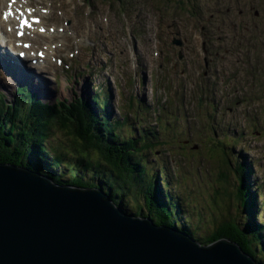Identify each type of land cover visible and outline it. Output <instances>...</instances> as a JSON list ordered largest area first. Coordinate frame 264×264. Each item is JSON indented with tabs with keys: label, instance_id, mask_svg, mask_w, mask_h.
Instances as JSON below:
<instances>
[{
	"label": "rangeland",
	"instance_id": "rangeland-1",
	"mask_svg": "<svg viewBox=\"0 0 264 264\" xmlns=\"http://www.w3.org/2000/svg\"><path fill=\"white\" fill-rule=\"evenodd\" d=\"M139 1L140 0H120V1L116 0L119 9L118 11H115L113 8L110 7V2L99 0L95 2L96 15L102 23L108 25L111 28L112 32L115 35L119 36L120 38L126 39V40H135L132 30L130 28L131 25L129 24V21L126 23L125 18L127 15H129L128 18L130 17V20L134 21V20H138L141 15L146 14V10L144 8L135 10V4L138 3ZM193 1L194 0H192V2ZM202 1H205L203 2L204 7L201 8L202 15L199 14L198 9L197 10L193 9L191 0H187V3L190 4V7L188 8V10L185 7L183 10V13L180 11L182 13L181 18H179L178 15H176L174 16V20H168L169 31L171 32V34L176 40H179V42L182 43L183 46H185L181 52L182 53V58H181L182 63L181 64L183 67L182 66L180 67L184 69L185 72L184 73L178 72L177 80L175 81L177 83L179 82L180 84H183L182 91L177 90V93L175 95V96H178V93L179 94L181 93V95L178 96L177 100L184 99V98H180V96H184L188 94L190 95V93L193 90L194 82H196V84L198 83V81H196V79L191 74L192 68H194V63L197 64L196 62V60H198L197 54L195 55L194 51L190 50L191 48H188L186 46V43L181 40L184 39L185 36H187L188 38L191 39L190 40L191 42L188 41L187 44L190 43V45H192L193 43L192 48L196 49L197 53L200 52L202 57L206 55V50H204L201 46L200 38L198 36L191 37L190 34H192V29L188 28L189 27L188 20L190 21V25L192 26V28L197 27L196 25L197 17L201 18L202 21H204V19L207 18L208 15L211 13L209 9V5H212L213 7L217 3L216 0H211V2H209L210 0H202ZM251 1L242 0L244 4H247V7L249 6L251 7V3H252V7H254V4H256V6L260 8L262 1L264 3V0H254V3ZM161 2L159 3V7L162 10L166 11V8L168 6L171 7L172 10L167 8V11H166L169 15L172 14L173 11L176 12L178 10L177 6L171 5V3L176 4L174 0H161ZM179 7H181L180 9H182V5L179 4ZM189 15H192L193 17ZM246 15L247 17H245ZM246 15L244 16L243 14V16L241 17L242 21L244 22L245 20V22H250V18L248 15H251V12H248ZM255 18L258 19L260 24L264 23V9H262L261 11V16H259V12H257V14L255 15ZM211 20L212 22H215V16H213ZM226 26H227V23H226ZM248 27H244V32H246L247 35L250 34L251 36H253L250 38V41L256 40L255 33L252 30H250ZM133 28H134V31L136 32V36L138 37V46L142 47L144 45L147 48V50L151 53L152 56L153 55L157 56V59L159 58V60L162 61V60H166L167 58L175 55V49L177 48L176 44H172L169 47H163L157 44L147 43L146 39L149 38V34L151 32V28H150L148 20H146L143 23H134ZM179 28H181V31H180L181 33L178 34L176 30ZM262 28L263 30L260 32L261 33L260 38H262V36L264 35V27ZM241 29L242 27H238V30H241ZM33 31L36 36H39L37 32H35V30ZM225 32L227 33V36H228V28H226ZM81 33L84 34V31L81 30L79 35H81ZM154 33L163 34L164 38L171 37L170 34H168L166 37V35L164 34L165 30L154 31ZM217 39L219 40V36L216 37V40ZM111 41L113 45L116 46V48L120 52V47L118 46V44L112 38H111ZM122 42H123V45L125 46L126 42L125 41H122ZM222 46L224 45L222 44ZM161 50H163L164 53H162ZM190 53H192V55ZM102 54L103 56H105L106 55L105 51H103ZM193 59L195 60L194 63L191 62ZM72 60H73L72 62L75 64L80 63L76 59H72ZM212 63H213V66L211 68V71L219 72L223 70V68L219 70L217 68L227 67L229 60L227 56H225L219 61H217L216 63H215V60L212 59ZM67 65L70 69L72 68L70 61H67ZM87 66H90L89 73L91 77L93 78V81L100 88V91H102V86L99 82L101 79L98 78L97 80V78H95L100 68V63L98 61H95L92 64H87ZM125 70H127V74L125 75H126V81L128 83V86H125V88L121 86V89L124 90L122 93L121 89H119L120 84L118 83L117 78H115V74L116 72L125 71ZM151 71L152 70L148 62L135 63L130 68L125 66V64L122 61H116L114 64V70H113L114 76L111 81H112L115 93L111 98V102L109 103L111 108L108 110L107 117L110 119L109 123H112L111 121H118V123L120 124V125L118 124V126H116L115 124L116 127L114 126V129L116 130L114 131H117L119 134L125 135V136H129V134L133 135L134 138L131 139L129 142L133 146H138L136 149L137 154L134 153L135 149H133L134 151H130L129 157L131 158L132 162H130V164L129 162L125 163L127 166V171L129 172L132 171L133 167H135L134 164L136 163L138 159H140L141 160L140 164L145 163L144 168L146 167V169L141 168L140 170L137 167L138 174L139 172H142L144 170L146 171V178L148 182H155L156 180L157 184H160L162 182L163 184H165L166 182H168L169 176L172 174H175L174 171H176L175 169L176 167L178 168L179 159L184 157L183 161L185 163L188 162L189 165L194 166L206 173H211V172L214 173L215 178L213 177L207 178L205 175L201 177L199 175L192 177V181L194 184H197V185H199L200 183L204 184L203 187L199 189V192L201 193L200 194L201 197H196L197 196L196 191H195V196L188 195V193L185 191L183 192L184 197L179 198L178 196H176L179 199V203L182 200L185 204L184 208L186 209H184L182 207V204H180L181 205L180 208L184 210L182 211V213L185 212L186 217L191 216L188 219L189 223L199 222L198 227L195 230L196 233H198V235L205 234V237H206L208 236L207 232H209V230L214 229L220 221L229 220L228 211L231 212L230 216L234 217L235 219H238L239 222L242 224V226L245 223H247V220L250 219L249 217L250 215L247 216L250 213L249 212L247 213L245 208H243L244 210L241 209L240 207L241 203H239L238 200L234 199L230 202V200L227 199V200H223L224 201L223 203L221 202L222 200L220 201L216 195L217 194L216 192L218 191V188L220 185L219 176L224 170V167H223L224 155L221 149L222 147H224V150H225L224 152L230 158L232 165L235 166L236 164H244L247 167L249 166V169L251 170V175L249 179L247 180L248 189L252 194L254 193L256 208L261 213L260 215H255L256 216L255 222L257 225H264V145L260 144L258 141L255 140L254 137L250 135L252 126H249L246 121L240 118L241 116H239L237 120H234V119L231 120L232 117L228 115V112L226 110V107H228V102H229L228 96L225 97L226 96L225 94L221 95L218 91H216V93L211 92V94L205 97L206 100H209L211 103L217 106L215 108L216 115L209 117V111L208 109L205 108V110L203 111H198V113L201 114L199 120L195 118L194 122H193V119H191L190 122L188 119H187V122L184 121L186 123L189 122V126L185 125V129L190 127L191 130H193V132L191 133V135L188 136L190 141L187 142L186 144H182V143H185V141L187 140V137H186L187 134L185 133L184 130L183 131L179 130L177 132L178 137L174 140L168 138V135L171 132L169 129L162 128L159 131L156 130L155 121H157V118H159V114L163 116V114L158 113L160 111V108H162L165 105H169V102L165 103L163 101L165 99L164 93L168 89L172 90V87H170V85L164 84L162 83V80L160 81V79H157L156 82H157L158 89L156 92L158 93L160 100L156 102L157 95L156 93H154V100L150 98H146V97L145 98L140 97L139 101L135 102V104L138 106L137 108L138 112L141 114L140 120L145 119L147 123V124L145 122L143 123V126L146 127L144 129L147 131L146 136L142 140L138 138L139 132L136 130V127L141 125V122L137 123V121L135 120L136 113L127 107L129 106L130 99L138 94L137 89H135L134 87V83L135 85L138 84V82L145 84L148 81V76L151 74ZM239 74H240V69L238 65H236L233 71L229 73L230 79L232 81V88L235 87V80L238 78ZM135 76H138V78H135ZM251 76L254 77L253 72ZM44 77H46V75H44ZM41 80L44 81L43 78H41ZM252 80L254 81V79ZM101 82L105 83V81H101ZM68 83L71 86H73V89H70L69 86L64 85L62 82L58 84L59 89L62 92L61 95L63 96V99H66V101L65 100L62 101L60 103V106L57 107V111L60 112L62 117L67 116L68 114L72 115L68 112L69 109L72 111L73 109L76 110L77 108H80L81 106L86 107L88 106V104H86L85 102L90 101L87 97V94H85L87 93V90L84 88V86H81L79 84L76 87L74 82L72 81H69ZM227 84L228 83H224V85L221 86L223 90H227L226 89ZM143 87H145V85ZM126 88L131 90V92L127 90ZM81 90H83L84 92ZM232 94L233 93L230 94V97L233 96ZM251 95L252 94L250 93L246 95V97L251 96ZM238 96H241V94ZM44 97L45 95H43L42 97L43 100H44ZM102 97L104 98V95H102ZM6 98L8 97L6 96ZM237 101L240 102L241 98L238 99ZM194 102L196 101L195 100L191 101L190 104H194ZM6 103L8 105V102ZM150 106L153 109L148 114V108ZM119 108L125 109L124 113H129V112L131 113L130 121H124L122 119H119L118 117L116 118L114 117V114L112 113L114 112L115 114L119 113L120 112ZM164 109L166 110V108ZM235 110H238L240 115H243V112L247 111L244 109V107H237V109ZM187 111L190 112V108ZM109 112H112V113H109ZM5 116H4V120L6 121L5 122L6 125L11 126V123L9 122L12 120L14 124L18 128H20L12 118H9V115L7 113L5 114ZM206 116H208V119L206 118ZM214 116H215L216 121H215V124L211 126V124H213L214 122L213 121ZM255 118L256 116L254 115L252 120H255ZM169 121L172 125L176 127H182L181 124L179 123L177 124V119L176 121H174L173 119L170 118ZM23 122L25 124H28V122H26L25 120H23ZM111 125H114V124H111ZM263 125H264V122H263ZM27 127L30 128L34 126L33 124H31L29 126L27 125ZM198 127L199 129L197 130L196 128ZM261 129L262 131H264V126H261ZM209 133L211 136L215 137L213 141L209 137L204 140V144L202 143V141L200 143L199 135L204 136L205 134H209ZM226 134H227V138H224V135ZM157 136L158 137L162 136L163 138L166 139V141L165 142L160 141L157 138ZM68 138L69 137H67V139ZM217 138L219 139L218 141H217ZM52 139H53V142L47 141L46 145L49 144L50 147L52 148L62 147V144H61L62 139L60 137L55 136V137H52ZM112 139L114 140L117 139L115 137V133L112 135ZM149 142H152V144L154 143L153 145H155L156 148L152 150L144 149V151H141V149H143L145 145L146 146L149 145ZM120 143L122 144L123 141H120ZM24 144L27 146L26 149H28L31 145V143L29 142L28 143L24 142ZM115 146L119 148L120 146L119 141L117 145ZM22 149L24 148L22 147ZM170 152H174V154L172 156H169L168 153ZM176 153H179V154L176 155ZM43 169L44 167L43 168L42 166L39 167V170H43ZM52 170L55 173H57L54 168ZM52 170L51 172L53 173ZM28 171L32 172L30 169H28ZM186 171L190 172V170H186ZM185 177H186L185 172L179 173L176 176L175 180H177V183L180 184V182H182L185 179ZM214 184L216 185L214 186ZM146 186L147 185L135 191V198L139 201L141 200L142 203L144 202V199L145 200L147 199V194H148L147 187L150 185H148L147 187ZM166 190H169V193H172L171 191H174L171 189H166ZM174 201H175V196L172 197V202ZM249 204L251 206L252 202L249 201ZM229 205L230 207H232L230 210H228ZM194 229L195 228L193 227L188 228V230L190 231ZM248 230L249 229L246 227V231ZM249 231L248 233L250 235L249 236L250 238L251 236L252 237L260 236V240H262V242L264 243V235H261L259 233L258 235H254ZM262 232H264V229L262 230ZM260 262H263V259L260 260Z\"/></svg>",
	"mask_w": 264,
	"mask_h": 264
},
{
	"label": "water",
	"instance_id": "water-1",
	"mask_svg": "<svg viewBox=\"0 0 264 264\" xmlns=\"http://www.w3.org/2000/svg\"><path fill=\"white\" fill-rule=\"evenodd\" d=\"M54 178L0 164V264H260L232 241L202 245Z\"/></svg>",
	"mask_w": 264,
	"mask_h": 264
},
{
	"label": "trees",
	"instance_id": "trees-1",
	"mask_svg": "<svg viewBox=\"0 0 264 264\" xmlns=\"http://www.w3.org/2000/svg\"><path fill=\"white\" fill-rule=\"evenodd\" d=\"M3 103L0 101V104L4 105ZM1 110L14 121L19 120V116L14 115L9 110V106H5ZM68 112L72 115L68 114L62 117L57 109L35 105L31 111L21 114L17 124L20 128L12 121L9 122L10 126L6 125L4 119H0V164L13 165L31 171H39L40 166L50 171L54 168L57 172L52 170L56 175L54 182L59 186L83 189L90 187L100 190L125 215L148 219L155 225L176 229L202 245H208L219 239H228L238 246L240 245L239 248L245 254L252 256L258 263L262 259L264 262V243L260 240V236H251L250 238L248 233L250 230L249 232L254 235H258V233L264 235L262 232L264 225H257L255 222V214L260 215V211L257 212L254 193L252 194L248 189L247 180L251 175L249 166L232 165L228 155L223 152L224 170L219 176L220 185L216 195L223 203V200L227 199L230 202L234 199L238 200L241 203V209L245 208L246 212L250 213L247 215H250V219L242 226L238 219L230 216L231 212L228 211V221H220L214 229L207 232L208 236L206 237L205 234L198 235L195 230L199 222L189 223L188 219L191 216L186 217L185 212L183 215L181 214L184 210L175 201H171L169 195L160 189L156 180L148 182L146 171L143 170L138 174L137 167L140 170L141 168L146 169L144 163L140 164V159L134 164L136 169L133 167L132 171H127L125 163L132 162L129 157L130 151H134L133 149H136L137 146L125 141L130 136L114 131L116 129L112 127V123L109 125L111 126L109 130L106 122L100 124L103 120L102 116H108L107 111L99 109L96 112L88 105L72 111L69 109ZM23 120L28 124H25ZM31 124L34 127L28 128L27 125ZM54 125L57 127L56 131H60L61 148H52L49 144L46 145L47 141L53 142L52 127ZM114 133L116 140L112 139ZM66 136L69 138L67 139ZM144 137L145 133L144 135L140 134L141 140ZM118 141L119 148L115 146ZM120 141L123 143L121 144ZM24 142L31 143L28 149ZM153 144L149 142V145H145L141 151L149 150L148 147L151 148ZM145 185L150 186H146L148 189L147 199H144L142 203L141 200L135 198V191ZM249 201L252 202L251 206ZM230 205L228 210L232 208ZM167 216L172 217L178 225L169 222L166 219ZM189 227L195 229L190 231ZM246 227L249 229L248 231H246Z\"/></svg>",
	"mask_w": 264,
	"mask_h": 264
},
{
	"label": "bare ground",
	"instance_id": "bare-ground-1",
	"mask_svg": "<svg viewBox=\"0 0 264 264\" xmlns=\"http://www.w3.org/2000/svg\"><path fill=\"white\" fill-rule=\"evenodd\" d=\"M120 1V0H119ZM69 2H73V0H71V1H65L64 2V5H62V4H60L61 6H63V7H65L66 9L68 8V4H69ZM25 29H28L27 27H24ZM39 36H40V34H38ZM48 37V36H47ZM48 38H50V37H48ZM174 44H176L177 46H178V44H179V40H176L175 41V43ZM13 50H14V48H12ZM162 51V53H164V51L163 50H161ZM153 57L155 58V59H157V56H154L153 55ZM71 59H74V58H71ZM157 60H159V58L157 59ZM159 61H161V60H159ZM162 61H164V60H162ZM12 64H13V67H12V65H11V60H9V61H5V60H0V72H1V75H2V77L0 78V81H2L4 78V75L6 74V73H11L12 71H14L15 69H14V67H15V64L16 63H14L13 61H12ZM143 68V67H142ZM15 74V73H14ZM8 78V77H7ZM7 80H10V78H8ZM4 83V82H3ZM1 85H2V82H1ZM4 85H5V83H4ZM3 85V86H4ZM41 93V92H40ZM45 95V94H44ZM7 95H5V97H6ZM8 97V96H7ZM9 98V97H8ZM45 98V97H44ZM8 100V99H7ZM43 100V99H42ZM64 100V99H63ZM229 104L231 103L230 101L228 102ZM4 105H2V104H0V109H2V108H4L5 106H9V105H7V103H6V101H4V103H3ZM91 107L96 111V112H98L99 110H98V108H94V106H93V104L91 105ZM108 113V112H107ZM228 115H230L233 119H237L239 116H240V114H239V112H238V110H235V109H233V110H230V111H228ZM6 117V116H5ZM105 117L106 118H108L107 117V115H105ZM241 117H244L245 119H247V120H252V118L254 117V113L253 112H251V111H246V112H243V115H241ZM261 126H263V125H261ZM142 131V130H141ZM141 135H144V133H141ZM129 137V136H128ZM224 138H227V134L226 135H224ZM194 148H196V147H194ZM186 150V149H185ZM199 157H200V155H199ZM33 173H37V174H39L40 175V172H41V170H39V171H32ZM53 183L54 184H56L55 182H54V180H53ZM59 185V184H58ZM90 188V187H89ZM256 215V214H255ZM256 217V216H255ZM224 240H227L228 241V239H224ZM230 241V240H229ZM240 246V245H239ZM250 256V255H249ZM250 257H252V256H250ZM253 258V257H252ZM254 259V258H253ZM255 260V259H254ZM255 261H257V260H255ZM260 264H264L263 262H260Z\"/></svg>",
	"mask_w": 264,
	"mask_h": 264
},
{
	"label": "flooded vegetation",
	"instance_id": "flooded-vegetation-1",
	"mask_svg": "<svg viewBox=\"0 0 264 264\" xmlns=\"http://www.w3.org/2000/svg\"><path fill=\"white\" fill-rule=\"evenodd\" d=\"M263 134H264V131H263ZM260 140H261V138H260ZM262 140L263 141H261V142L259 141V143L262 144V145H264V135H262Z\"/></svg>",
	"mask_w": 264,
	"mask_h": 264
},
{
	"label": "clouds",
	"instance_id": "clouds-1",
	"mask_svg": "<svg viewBox=\"0 0 264 264\" xmlns=\"http://www.w3.org/2000/svg\"><path fill=\"white\" fill-rule=\"evenodd\" d=\"M182 215H183V213H182Z\"/></svg>",
	"mask_w": 264,
	"mask_h": 264
}]
</instances>
